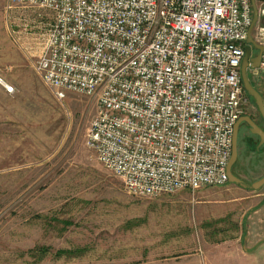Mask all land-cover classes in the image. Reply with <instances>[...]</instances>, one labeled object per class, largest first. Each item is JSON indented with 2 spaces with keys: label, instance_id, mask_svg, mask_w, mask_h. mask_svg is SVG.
<instances>
[{
  "label": "built area",
  "instance_id": "2783aa9c",
  "mask_svg": "<svg viewBox=\"0 0 264 264\" xmlns=\"http://www.w3.org/2000/svg\"><path fill=\"white\" fill-rule=\"evenodd\" d=\"M10 4L48 12L21 22L26 35L37 31L34 70L55 98L73 91L93 101L84 143L127 193L149 197L227 181L232 128L248 97L240 60L252 8L258 24L264 0ZM251 36L264 45V26ZM251 68L264 84V48ZM0 84L13 89L1 77Z\"/></svg>",
  "mask_w": 264,
  "mask_h": 264
},
{
  "label": "rangeland",
  "instance_id": "374dc122",
  "mask_svg": "<svg viewBox=\"0 0 264 264\" xmlns=\"http://www.w3.org/2000/svg\"><path fill=\"white\" fill-rule=\"evenodd\" d=\"M43 15L1 0L0 77L13 89L0 84V264H119L126 256L162 264L193 249L200 261L207 251L206 264H264V243L241 250L246 231L264 228V184L250 186L264 172V145L257 152L236 145L231 170L244 185L227 180L149 197L127 193L84 143L93 101L73 91L55 98L34 70L37 31L26 35L21 22ZM246 74L264 103L262 80L251 67ZM253 106L247 97L244 111ZM39 245L49 248L41 253ZM61 246L76 253L53 255Z\"/></svg>",
  "mask_w": 264,
  "mask_h": 264
},
{
  "label": "water",
  "instance_id": "95a60500",
  "mask_svg": "<svg viewBox=\"0 0 264 264\" xmlns=\"http://www.w3.org/2000/svg\"><path fill=\"white\" fill-rule=\"evenodd\" d=\"M251 3L253 6V0H251ZM255 18H256V11H255V8L253 6L252 18H251L250 24L248 25V28H247L244 51H243V54H242V57L240 60L239 71H240L241 83H242V86H243L245 93L253 99L254 104L256 105L260 114L264 118V103L262 100V95L250 83V81L247 77V74H246V69L248 67H256L258 65L260 52L264 48L263 44H260V43H257L256 41H254L252 36H251V29H252V26L254 24ZM250 44H252L257 49V51L254 55H250V47H249ZM242 118L248 119V117L246 115H243V116L238 117L233 124L232 135H231V150H230V155H229L228 161H227L226 166H225L227 180L232 181V182H238V183H240L242 181V179L232 172L231 165L234 162V160L236 158V154H237V146H236L237 145V143H236L237 122ZM249 123L252 126L251 130L258 134L259 140H258L257 144L264 143V131L261 130L259 127H257L250 120H249ZM242 183H244V182L242 181ZM261 184H264V172L259 178L250 182V186L253 188L258 187Z\"/></svg>",
  "mask_w": 264,
  "mask_h": 264
},
{
  "label": "crops",
  "instance_id": "0c3cea01",
  "mask_svg": "<svg viewBox=\"0 0 264 264\" xmlns=\"http://www.w3.org/2000/svg\"><path fill=\"white\" fill-rule=\"evenodd\" d=\"M0 4H1V0H0ZM74 199V198H73ZM75 201V199L73 200V202ZM247 232V242L242 245V252H246V251H253L255 250L258 246H260L262 243H264V228L256 230L255 228L251 227V230L246 231ZM69 246H61V247H56V248H68ZM234 246L233 250L235 252H238L239 249ZM218 249V248H217ZM232 250V251H233ZM199 253H204L203 251H201L200 249L198 250ZM219 253L222 250H218ZM217 252V250H216ZM218 253V252H217ZM75 254V253H73ZM73 254H71L73 256ZM198 252L197 249H193L192 251H189L187 253H176L174 254L171 260L167 261L166 263H162V264H206L205 260L208 259V255H207V251L205 253L204 256V261H200L198 259ZM62 255V254H61ZM119 256H121V253H118ZM192 255V257H191ZM60 256V255H59ZM177 258V259H176ZM179 258V259H178ZM121 259V263L119 264H143L141 257H133V258H128L126 257H122ZM264 262V261H263ZM93 264V263H91ZM160 264V263H158ZM252 264V263H249Z\"/></svg>",
  "mask_w": 264,
  "mask_h": 264
},
{
  "label": "flooded vegetation",
  "instance_id": "af4514ba",
  "mask_svg": "<svg viewBox=\"0 0 264 264\" xmlns=\"http://www.w3.org/2000/svg\"><path fill=\"white\" fill-rule=\"evenodd\" d=\"M252 103L254 104L253 99H252ZM253 107L254 110H252V112L244 111L238 117L246 115L251 122H253L257 127H259L261 130L264 131V118L260 114L255 104ZM248 119L242 118L237 122L236 143L238 144V146H241L243 151L250 150L251 152H255V151L257 152L264 145V143L257 144L259 140L258 134L251 130L252 126L249 123ZM239 184L244 185L242 181Z\"/></svg>",
  "mask_w": 264,
  "mask_h": 264
},
{
  "label": "trees",
  "instance_id": "16d2710c",
  "mask_svg": "<svg viewBox=\"0 0 264 264\" xmlns=\"http://www.w3.org/2000/svg\"><path fill=\"white\" fill-rule=\"evenodd\" d=\"M262 23H264V19H262ZM249 97V95H247ZM251 98V97H250ZM66 222H68L66 220ZM48 246L46 245H39L37 246L35 249H37L38 251H40L41 253H44L48 250ZM76 250L72 249V248H55L53 250V255L55 256H59L61 254H73V253H76L75 252Z\"/></svg>",
  "mask_w": 264,
  "mask_h": 264
}]
</instances>
